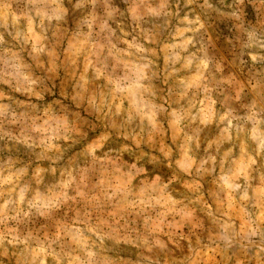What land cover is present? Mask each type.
Instances as JSON below:
<instances>
[{"label": "rangeland", "instance_id": "rangeland-1", "mask_svg": "<svg viewBox=\"0 0 264 264\" xmlns=\"http://www.w3.org/2000/svg\"><path fill=\"white\" fill-rule=\"evenodd\" d=\"M0 264H264V0H0Z\"/></svg>", "mask_w": 264, "mask_h": 264}]
</instances>
